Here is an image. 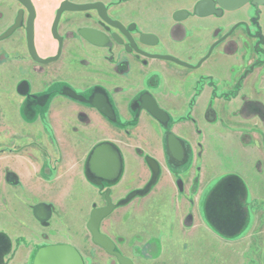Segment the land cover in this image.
I'll return each instance as SVG.
<instances>
[{
    "label": "flooded vegetation",
    "instance_id": "af4514ba",
    "mask_svg": "<svg viewBox=\"0 0 264 264\" xmlns=\"http://www.w3.org/2000/svg\"><path fill=\"white\" fill-rule=\"evenodd\" d=\"M199 1L0 0V61L7 67L9 77L12 75L16 80L9 90L10 96L4 97L12 109L13 104H18L16 117L21 118L19 122L14 117L6 122L4 112L6 119L1 124L4 132L8 135L10 130L22 131V122L26 121L28 113L34 115L28 121L36 125L38 132H47L45 143L59 144L56 125L50 116L57 107V100L65 98L95 111L102 119L103 129L94 128L104 133L105 126L111 131L135 126L133 115L138 118V112L142 111L159 125L162 137L158 140L164 158H168L167 154L177 160L168 148L167 136L172 133L182 148V157L177 162L183 161V138L173 129L166 132V125L174 127L169 124V120H173L170 102L158 96L240 93L257 96L264 93L256 82L251 92L241 85L253 74L259 80L264 75V5L248 2L240 8L226 10L212 0L215 11L202 15L196 11ZM240 46L246 66L235 86L231 84L235 74L232 65L225 74L220 72L222 89L213 78L216 66L205 67L204 73L197 72L216 49L220 48L222 56H232ZM154 55H168L181 63ZM35 56L47 61L42 62ZM100 96L105 98L113 118L93 106L94 99ZM118 96H139L136 106L127 100L125 113L129 117L122 119ZM141 96L154 97L168 115L166 123L140 107ZM12 112L7 114H14ZM85 121L87 126L93 125L86 117ZM8 137L6 145L0 148L4 149L1 153L12 152L8 143L18 142L14 136L12 142ZM42 138L35 142L44 144ZM110 138L121 147L117 139ZM103 142L112 143L109 139Z\"/></svg>",
    "mask_w": 264,
    "mask_h": 264
},
{
    "label": "rangeland",
    "instance_id": "374dc122",
    "mask_svg": "<svg viewBox=\"0 0 264 264\" xmlns=\"http://www.w3.org/2000/svg\"><path fill=\"white\" fill-rule=\"evenodd\" d=\"M242 52L240 46L234 53L238 55L237 60H241ZM6 68L0 61V148L6 145L5 140L9 136L1 126L6 119L4 112L8 122V118L16 117L18 105L13 104L12 109L7 99L5 100L6 96H10L9 90L16 81L14 76L9 77ZM118 97L121 98L122 119L129 117L125 113L127 100L130 99L129 104L136 106L139 96ZM158 97L168 99L170 104H173L170 99L178 100V96ZM216 97L234 98L211 96L206 109L197 115L202 125L216 120V109L211 105ZM261 97L264 101V96ZM193 103L195 101L189 99L181 112L175 107L174 114H171L173 120H169V124L182 122L183 125L186 124V128L198 125L199 122L193 115ZM244 103L243 109L250 102L245 100ZM62 108L67 109L64 106ZM68 108V111L72 110L71 106ZM254 111H250L253 115L251 118L254 119L251 120V125H256L257 122L264 124V105ZM8 112L14 114H7ZM138 115V118L136 114L133 115V121L137 124L129 129L125 126L121 131H111L110 127L105 126L106 137H114L122 147L119 152L120 172L116 179L108 182L91 178L87 199L80 196L81 191L77 185L72 197L64 196L72 184V180L66 177L51 182L37 178L35 184L32 182L35 196L29 197L18 182L19 170L23 167H18L19 157H0V264H32L39 247L64 239L73 243L70 245L78 250L84 264H119L115 257L92 242L86 227L90 213L84 215L81 224L77 220L81 215L78 210L82 202L84 209L90 211L105 204L106 190H109L114 208L101 221L100 231L111 238L116 249L134 264H264V203L261 199L240 195L235 199L234 206L230 204L231 198L239 191V182L234 179L239 175L234 172L226 173L228 169L236 172L241 169L240 160L237 159L241 154L237 157L239 153L233 149L234 145L226 150H219L217 145L208 148L206 175L201 172L200 165L194 164L193 143L196 135L191 133L188 141L182 139L185 151L183 161L177 162L165 154L168 158H165L157 172H153L146 158H152L150 153L155 152V147L158 146L157 140L162 137L161 130L142 111ZM69 117L67 120L63 119L57 129L59 153L70 144V131L78 134L82 132L84 136L87 131L89 135L93 131L85 124V119L79 121L83 125L82 130L81 127L73 130V120ZM174 128L166 125V132L169 129L179 131L178 126ZM37 130L34 126H26V133L32 136L37 134ZM38 134L43 137L44 143L47 142L44 139L46 134ZM82 134L83 139L85 137ZM236 141L229 139L233 144H237ZM3 150L0 149V154ZM164 150L167 153L165 146ZM227 150L230 153L226 154ZM45 160L49 164L54 163L48 157ZM225 169L226 178L214 191L219 180H211L210 171L221 174ZM208 190L214 197L222 196L225 199L224 206L219 204L221 210L217 211L213 207L211 198L206 196Z\"/></svg>",
    "mask_w": 264,
    "mask_h": 264
},
{
    "label": "crops",
    "instance_id": "0c3cea01",
    "mask_svg": "<svg viewBox=\"0 0 264 264\" xmlns=\"http://www.w3.org/2000/svg\"><path fill=\"white\" fill-rule=\"evenodd\" d=\"M236 55L237 54H233L232 56H222L221 50L220 48H218L214 52L212 58L209 59L208 62H206L197 72L204 73V71H206L205 67L211 68L216 66V72H212L213 78L215 80H218L219 89H222L223 87L221 85L223 84V82L221 81L222 77H220V72L222 71L221 73L225 74L226 69L228 70L229 68L232 69L234 67V80L231 84L235 86L238 75L246 66V64L243 62L245 60L244 51L242 52L241 60H237L238 55L237 58ZM254 78L256 79V81L253 80ZM248 79H250V81L247 84ZM244 80L245 82L241 83L242 88H246V90H248L249 92L252 91L251 89L253 88L254 82H256V85H260V87L264 91V75L263 77H261L260 80L258 79V76L256 74H253ZM233 96L234 98L232 99H220L216 97L214 100H212L213 108L216 109L217 118L214 122L210 124L202 125V121L201 119L197 118V115L206 109L207 103L210 102L209 100L211 96H205L204 94H202L201 96H196V98H192L191 96H178V100L170 99L173 104H170L171 109L169 111H171V114H174L173 111L176 110L175 107H178L179 109L177 108V110L181 112L183 111V109L186 108L187 101L189 99H193V101H195V103L193 104L195 106L193 110V115L196 116V119L198 120L199 124L193 125L194 128H186V124L183 125L184 123L179 122L174 124V127L176 128L178 126L179 131L175 130V132H177V135L183 138L185 141H188L187 139L189 134L194 133V135H196L195 142L193 143V159L195 161V165H200L201 172L203 174L205 173L207 175V169L205 167H207L209 157L207 150L209 147L217 145L219 150H226L230 149V145H234L233 149L239 153L237 157L241 154V157L237 158L238 160H240L241 164V169L238 172L232 169H228V173H226L227 169H225L223 173L221 172V174L220 172H218V174L215 171H210L211 180H219L216 183L215 188L213 187L214 191L221 186V181L226 178L225 173L229 174L230 172H234L235 174L239 175V177L234 178L236 181L239 182V191L235 193V197L231 198L230 204H233L234 206L235 199L237 197H240V195L242 197L247 196L248 198L255 200L261 199L264 203V124L257 122L256 125H251V120L254 119L251 118V116L253 115L252 113H250V111L252 112L254 109L256 111L259 106L264 105V101L262 99L263 97H261L264 96V93L262 95L257 96H244L243 93ZM167 97L172 98L173 96ZM245 100L249 101L250 103H248L246 108L243 109L242 106H244ZM62 106L67 107V109H63ZM69 106L72 107V110L70 111H68ZM69 116H71V119L73 120V127H75L73 128V130H78L80 129L79 127H81L80 130H82L83 125L79 124V121L85 119V117L87 116L89 121L93 124L89 125L88 127L93 126L90 128L91 131H93L89 135V131L86 130L87 135L85 134V136L84 134H82V132H79L85 137L83 139L80 134L70 131V144H68L67 147L62 148L61 153H59L58 144L52 145L47 143L41 144L35 142L40 138L38 130L37 134H35L34 136L26 133V126H34V128H36V125L34 123L28 121L30 119H33L34 115L32 114H25L26 121L22 122V131H9L8 139H11L14 136L18 139V142H16L17 144L9 143L7 147L12 149V152H4L0 154V157H19L20 162L18 163V167L20 168L21 165H23V167L19 170L20 173L18 174V182L19 185L23 187L25 193H27L29 197L35 196V193L32 190V182L35 184V180L37 178H43L44 180H48L49 182L57 181L64 177L69 178V180H72V184L69 186L64 196L72 197L73 189L77 188L78 186L81 191L80 196L82 198L86 197V199L89 198L91 178L99 182H108L104 178L95 175L88 169V160L91 151L96 145L103 143V141L107 139L111 140L112 143L109 144L117 150L118 154L119 152H121L122 148L118 147V145H116V143L113 142L111 138L105 137V133H101L100 129L94 128L103 127L102 119L95 111L86 109L80 104L68 101L66 99L57 100V107L55 108L54 112L51 113L50 116L53 125H56L54 127L56 138H58L59 135L57 129L60 126V122H63V119L67 120L68 118H70ZM20 119V117L14 118V120L18 122L20 121ZM181 125H183V127ZM193 126L190 125V127ZM43 133L48 135L47 132H45L44 130L42 131V134ZM230 138L236 139L237 144L229 142ZM157 141L158 146L155 147V152H151L150 154L152 156V159H154L157 165L160 167L161 164L165 162V158L163 155L164 152L161 142L160 140ZM190 141L191 140L189 139V142ZM189 146H191L190 143ZM15 148L20 149L15 150ZM225 153H230V150H227ZM46 157L49 158V161L52 160V162L54 163H47V161L45 160ZM220 177L221 179H219ZM75 181L76 183H74ZM213 188H210V190ZM207 193L208 194H206V196H209L211 198V203L213 204V207L216 208L215 210H221L219 204H221V206H224V203L226 202L225 199L222 196L214 197L213 193H209V190L207 191ZM215 193L217 192H214V194ZM23 200L26 205V208L29 209L26 200L24 198ZM83 205L84 202H82V206L78 210V213H81V215L77 218L78 224H81L82 220H84V215H86V213H90V210H85ZM63 219L64 217L62 218V221ZM55 242L73 244L67 239ZM182 244L185 245L186 243Z\"/></svg>",
    "mask_w": 264,
    "mask_h": 264
},
{
    "label": "water",
    "instance_id": "95a60500",
    "mask_svg": "<svg viewBox=\"0 0 264 264\" xmlns=\"http://www.w3.org/2000/svg\"><path fill=\"white\" fill-rule=\"evenodd\" d=\"M216 4L226 10H234L240 8L244 4L251 2L252 4L264 5V0H215ZM196 11L202 15L209 14L215 11L212 0H201L197 3ZM163 59H170L175 62L179 60L165 55H154ZM35 58H37L35 56ZM40 61H47L41 60ZM75 99H80V96H71ZM93 106L101 113L109 118H113L109 106L105 102V98L99 97L94 99ZM140 107L146 110L151 116L162 123H166L168 115L161 109L153 96H141ZM168 148L175 159L180 160L182 157V148L178 139L170 133L167 136ZM146 161L153 172L158 171V165L154 159L147 157ZM89 170L95 175L104 178L107 181H112L118 175L120 169V158L117 150L109 143H100L96 145L89 156ZM131 196V194H130ZM106 205L91 209L86 227L91 234V240L94 244L102 248L107 254L116 258L119 264H134L132 260L117 249L115 243L106 234L100 231L101 221L113 210L114 204L111 201L109 190L105 192ZM32 264H84L83 259L78 250L67 243L46 244L39 247L33 257Z\"/></svg>",
    "mask_w": 264,
    "mask_h": 264
}]
</instances>
